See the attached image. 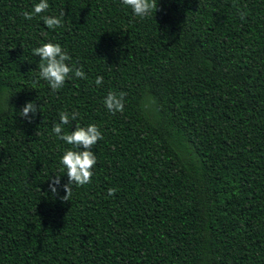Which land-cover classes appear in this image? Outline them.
Here are the masks:
<instances>
[{
  "label": "trees",
  "instance_id": "obj_1",
  "mask_svg": "<svg viewBox=\"0 0 264 264\" xmlns=\"http://www.w3.org/2000/svg\"><path fill=\"white\" fill-rule=\"evenodd\" d=\"M0 264H264V0H0Z\"/></svg>",
  "mask_w": 264,
  "mask_h": 264
}]
</instances>
